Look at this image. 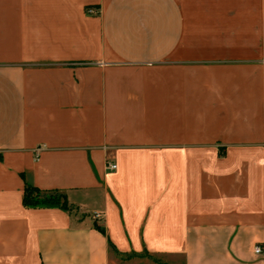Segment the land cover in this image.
Wrapping results in <instances>:
<instances>
[{"label": "crops", "instance_id": "crops-1", "mask_svg": "<svg viewBox=\"0 0 264 264\" xmlns=\"http://www.w3.org/2000/svg\"><path fill=\"white\" fill-rule=\"evenodd\" d=\"M26 185L69 210L25 208ZM257 245L264 0H0V264H264Z\"/></svg>", "mask_w": 264, "mask_h": 264}, {"label": "trees", "instance_id": "trees-1", "mask_svg": "<svg viewBox=\"0 0 264 264\" xmlns=\"http://www.w3.org/2000/svg\"><path fill=\"white\" fill-rule=\"evenodd\" d=\"M23 206L27 209L57 208L64 211L69 210L64 195L57 192L44 193L27 185L23 193Z\"/></svg>", "mask_w": 264, "mask_h": 264}, {"label": "built area", "instance_id": "built-area-1", "mask_svg": "<svg viewBox=\"0 0 264 264\" xmlns=\"http://www.w3.org/2000/svg\"><path fill=\"white\" fill-rule=\"evenodd\" d=\"M86 13H87L88 15H95V14H96V10L90 8V9H87ZM111 169H115V166H111ZM101 218H102V215H101L100 213H94V214H93V219H95V220H97V221H100ZM263 252H264V247H261V246H259V245H257V246L254 247V253H255L256 255H259V254H261V253H263Z\"/></svg>", "mask_w": 264, "mask_h": 264}]
</instances>
